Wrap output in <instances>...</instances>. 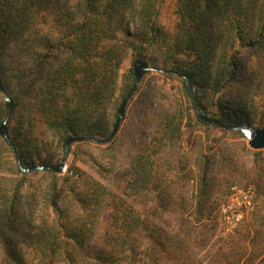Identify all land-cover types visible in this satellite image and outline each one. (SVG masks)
<instances>
[{
  "label": "trees",
  "instance_id": "1",
  "mask_svg": "<svg viewBox=\"0 0 264 264\" xmlns=\"http://www.w3.org/2000/svg\"><path fill=\"white\" fill-rule=\"evenodd\" d=\"M163 1L0 0V89L11 101L0 92V126L28 170L0 136V264H188L164 218L175 214L183 242L203 238L213 197L244 174L252 221L209 264L264 256V151L223 138L181 145L194 119L243 140L230 128H264V0H176L172 35L158 26ZM128 54L179 80L184 102L132 68L120 77ZM119 77L122 100L134 88L143 143L120 173L118 131L104 143ZM71 137L83 139L67 148L78 165L59 176L48 168Z\"/></svg>",
  "mask_w": 264,
  "mask_h": 264
},
{
  "label": "rangeland",
  "instance_id": "2",
  "mask_svg": "<svg viewBox=\"0 0 264 264\" xmlns=\"http://www.w3.org/2000/svg\"><path fill=\"white\" fill-rule=\"evenodd\" d=\"M159 8L160 14L158 18V26L168 34L172 35L175 31V24L177 22V16L175 14L176 0H164L160 4ZM135 65L136 64L132 62V55L128 54L127 58L120 66L119 76L121 77V74H123V72L128 68L133 69ZM148 65L149 70L144 76H146V78L151 77L153 83L156 84L158 88L164 90L172 100H176L178 104L183 103L184 98L182 95L181 82L176 78L170 77L169 75L163 76L160 72L156 71L149 63ZM262 66L263 69L261 70V74L264 76V61L262 63ZM120 77L118 80L116 92L110 105V113L113 115V113L117 112V116L118 108L123 101L120 92ZM192 94L194 95L195 93L192 92ZM138 110L139 106L137 104H134V99L132 100L131 96L127 102L117 130L119 133L117 141L119 147L117 171L119 173L127 168L128 164L133 160L136 150L143 146L140 137V125L132 119V116H134L135 112ZM193 122V127L182 128L181 145L184 150L192 149L196 144H201L205 148L207 145H213V140L220 138H223L229 144H231L235 148H238L241 146V144L239 143L240 141L248 140L244 135V140L234 134L223 135L222 131L216 129L215 127L205 129L197 124L195 119ZM244 126L245 124H243V127ZM230 130L241 134L238 128H230ZM194 140L197 141L196 144H194ZM261 157L263 158L262 166L264 168V152L261 153ZM249 160H251V157L249 158ZM72 165H78V163L75 161L72 153H67L66 168L68 171H70V167ZM81 167L89 172L86 167ZM243 171L244 173H248L251 176L252 174H254V170L251 168L250 162L246 164V166L243 168ZM64 175L68 174H65L63 172L59 174V176ZM255 200V186L244 174L242 175V177H239L238 182L224 187L220 191V193L215 194V196L213 197L212 214L210 220L207 223L208 225L205 228V232L202 233L204 235L203 238L191 239L189 240V243L183 242L180 237L176 236V233L173 230V227H175L177 221L175 214H173L168 215L164 218L166 221H168V236L166 238V242L167 244L171 246L173 245L174 247L179 246L177 249L181 250L183 254L186 253L184 257L189 259L188 264H196L198 262L200 264H209L210 258L214 253L220 252L229 242L239 238L240 234H242V228H244L247 223H251V217L253 214L252 211L254 210V204H256ZM248 201H250L251 209L248 205ZM141 204V208L145 210H148L149 208L154 206V203L145 204L144 201ZM236 215L242 216L241 220L238 222L235 220ZM253 264H264V256L262 257V259H258Z\"/></svg>",
  "mask_w": 264,
  "mask_h": 264
},
{
  "label": "water",
  "instance_id": "3",
  "mask_svg": "<svg viewBox=\"0 0 264 264\" xmlns=\"http://www.w3.org/2000/svg\"><path fill=\"white\" fill-rule=\"evenodd\" d=\"M148 70H149V65H148L147 62H145V61H138L136 63V65L133 67V74H134L135 79L137 81H139L140 79H142V77L148 72ZM133 91H134V88L128 94V96L125 98V100H123L121 102V104H120V106L118 108V116L116 118V121H115L113 130H112V134L104 142H108L116 134V132L118 130V127H119V124L121 122L122 115L124 113L125 107L127 105L128 100L132 96ZM0 92H1V94L3 96L4 101L6 102L7 108L9 110L11 108V101H10V99L8 98V96L5 94V92L2 89H0ZM194 98H195V101H196L195 94H194ZM203 120L204 121H207V122H210L206 118H203ZM5 123H6V119H5V121L0 126V136L2 138H4L9 143L10 148H11V151H12V153L14 155V158L16 160V163H17L18 167L23 172H26L28 170L27 169H24L21 166V163H20V160H19L18 155L16 153V150H15L13 144L10 142V139H9V136H8V132H7ZM210 123H213V122H210ZM239 132L242 135H244V136L247 137V139H248L247 140V146H248V148L250 150H252V151H262V150H264V128H251V127L250 128H246V129L243 128V129H239ZM82 140L83 139H76V138H72V137L69 138V139H67V141L65 143V149H64L63 157L57 163L56 166L50 167L48 169L51 170V171H53V172H55V173H57V174L62 173L64 171V169L66 168L67 148H68L69 144H71L72 142H75V141H82ZM36 169H42V167H38Z\"/></svg>",
  "mask_w": 264,
  "mask_h": 264
},
{
  "label": "built area",
  "instance_id": "4",
  "mask_svg": "<svg viewBox=\"0 0 264 264\" xmlns=\"http://www.w3.org/2000/svg\"><path fill=\"white\" fill-rule=\"evenodd\" d=\"M63 173L68 174V175H71V172L68 171L67 168L64 169ZM251 196H252V195H251ZM251 196H250V198H251ZM248 205H249V207H250V201H248ZM250 209H251V207H250ZM241 218H242L241 215H236L235 220L238 222V221L241 220Z\"/></svg>",
  "mask_w": 264,
  "mask_h": 264
}]
</instances>
